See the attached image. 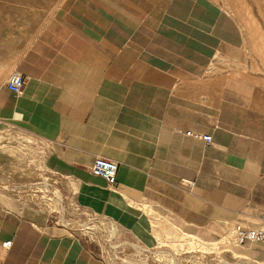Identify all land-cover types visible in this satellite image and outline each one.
I'll return each instance as SVG.
<instances>
[{
  "label": "crops",
  "instance_id": "crops-1",
  "mask_svg": "<svg viewBox=\"0 0 264 264\" xmlns=\"http://www.w3.org/2000/svg\"><path fill=\"white\" fill-rule=\"evenodd\" d=\"M246 7L63 0L27 45L6 31L0 134L20 137L9 156L27 169L0 179V264H108L20 195L41 170L139 250L262 225L264 24ZM14 72L20 93L7 86ZM98 156L119 163L116 186L92 173ZM243 246L264 262V242Z\"/></svg>",
  "mask_w": 264,
  "mask_h": 264
},
{
  "label": "rangeland",
  "instance_id": "rangeland-1",
  "mask_svg": "<svg viewBox=\"0 0 264 264\" xmlns=\"http://www.w3.org/2000/svg\"><path fill=\"white\" fill-rule=\"evenodd\" d=\"M62 1L0 0V45L3 46L2 43L5 45L6 31L15 36V45H27L39 29V26L53 13ZM245 3L247 5L246 8L253 12L254 22L264 24V0H245ZM30 24L32 25V32L29 37H26L24 32ZM15 139L18 142H15ZM20 141V137L13 133L11 129L0 134V179L3 183L2 186L6 185V179L12 178V173L20 177L26 173L27 168L14 163L9 156L10 151L15 154V151L12 149L13 147H16V149L20 148L21 150L22 144ZM70 212L66 216L72 218L71 224L60 227L66 230H69L70 227V229L72 228L77 233H80V235L81 233L90 234V229L86 227H93L99 238L102 235L105 238H109L110 235L114 236L111 243L114 245L120 244V250L122 248L125 250L122 256L119 252H110L109 256L106 257L108 264H121L123 260L138 264H264L261 260H253L254 258L248 254L245 246L230 245L225 242L226 238L223 237L220 240L213 239L201 242L195 239L194 236H191L190 240L185 243L167 244L162 242L160 247L148 251H141V249L139 250L135 247L139 255L132 256L135 252L134 241L121 230L119 231L116 226L107 220L92 218L82 209ZM123 245L124 247H122Z\"/></svg>",
  "mask_w": 264,
  "mask_h": 264
},
{
  "label": "built area",
  "instance_id": "built-area-1",
  "mask_svg": "<svg viewBox=\"0 0 264 264\" xmlns=\"http://www.w3.org/2000/svg\"><path fill=\"white\" fill-rule=\"evenodd\" d=\"M24 84L25 76L20 72H14L7 82L8 88L16 93H20L22 91ZM15 118L20 119L21 114L16 113ZM179 132H184L187 135L195 136L206 142H210L211 140V135L209 134L183 130H179ZM118 168L119 163L116 160L98 156L91 167V171L93 174L105 178L109 185L114 187L117 184ZM28 186L29 188H27L25 192H21L20 195L25 196L33 204L44 210L48 214L50 222L56 226L64 227L70 225L72 218L66 215L71 213L70 211L73 212L74 210L82 209L78 202L75 200L73 193L65 188L64 181L61 178L55 176V174H51L41 170L32 178V180L28 183ZM87 213L92 218H101L102 220H106L101 216H97L90 212ZM261 222L262 225L259 227H249L241 223L237 224L232 232L224 237L226 238L225 242L230 245H245L247 243L253 242H264V212L261 215ZM86 228L90 229V234L81 233L80 235V233H77L72 228L70 229V227L68 231L71 233V235L76 236L84 243L90 245L93 253L99 259L104 260L105 262H107L106 257L109 256L110 252H119L121 256L124 254L125 250L123 248L120 250V244L114 245L111 243L114 236L110 235L109 238H105L102 235V237L99 238L97 236V233H95V229L93 227L87 226ZM9 244L10 242H6V245ZM122 247H124V245ZM134 251L135 252L132 254V256L139 255L135 249V246ZM141 251L148 250L142 248ZM161 263L163 262L161 261ZM121 264L138 263L126 262L125 260H123Z\"/></svg>",
  "mask_w": 264,
  "mask_h": 264
},
{
  "label": "bare ground",
  "instance_id": "bare-ground-1",
  "mask_svg": "<svg viewBox=\"0 0 264 264\" xmlns=\"http://www.w3.org/2000/svg\"><path fill=\"white\" fill-rule=\"evenodd\" d=\"M27 2V1H26ZM29 30V29H28ZM14 65V64H13ZM12 154H14V152L10 151Z\"/></svg>",
  "mask_w": 264,
  "mask_h": 264
}]
</instances>
